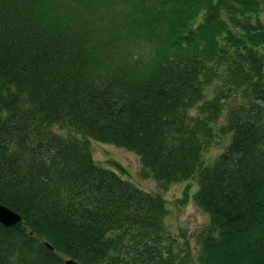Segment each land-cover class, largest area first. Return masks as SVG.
<instances>
[{"label": "trees", "instance_id": "1", "mask_svg": "<svg viewBox=\"0 0 264 264\" xmlns=\"http://www.w3.org/2000/svg\"><path fill=\"white\" fill-rule=\"evenodd\" d=\"M263 12L0 0V205L20 218L0 225V264H179L162 194L189 180L207 216L197 264H264ZM91 142L133 153L157 193L97 165Z\"/></svg>", "mask_w": 264, "mask_h": 264}, {"label": "rangeland", "instance_id": "2", "mask_svg": "<svg viewBox=\"0 0 264 264\" xmlns=\"http://www.w3.org/2000/svg\"><path fill=\"white\" fill-rule=\"evenodd\" d=\"M88 11L89 14L92 13L93 15H97L96 12L100 13L99 9ZM87 19L93 18L89 17ZM262 20L264 22V12L262 13ZM129 48L132 49L130 51L132 61L138 57H142L143 60L148 59V49L139 46ZM193 113L194 111H192ZM90 146L93 160L97 165L118 174L145 193H157L156 185L152 180H145L140 177V164L133 153L96 142H91ZM217 154V150H211L206 156L212 158ZM205 160L207 163L210 161L206 157ZM196 189L197 184L189 180L171 184L167 191L162 194L168 211V215L164 219V225L177 238L182 248L179 264H197L198 244L196 234L207 224V216L201 213L192 202ZM185 195L187 198H185ZM184 199L185 201H183Z\"/></svg>", "mask_w": 264, "mask_h": 264}, {"label": "water", "instance_id": "3", "mask_svg": "<svg viewBox=\"0 0 264 264\" xmlns=\"http://www.w3.org/2000/svg\"><path fill=\"white\" fill-rule=\"evenodd\" d=\"M20 222L17 214L0 205V225L4 227H12ZM63 264H77L73 260H65Z\"/></svg>", "mask_w": 264, "mask_h": 264}]
</instances>
